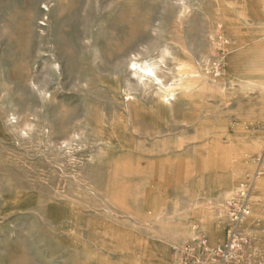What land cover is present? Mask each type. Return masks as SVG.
Returning a JSON list of instances; mask_svg holds the SVG:
<instances>
[{
    "label": "rangeland",
    "instance_id": "1",
    "mask_svg": "<svg viewBox=\"0 0 264 264\" xmlns=\"http://www.w3.org/2000/svg\"><path fill=\"white\" fill-rule=\"evenodd\" d=\"M249 180L264 206V0H0V264H223ZM242 232L225 264H264V211Z\"/></svg>",
    "mask_w": 264,
    "mask_h": 264
},
{
    "label": "bare ground",
    "instance_id": "2",
    "mask_svg": "<svg viewBox=\"0 0 264 264\" xmlns=\"http://www.w3.org/2000/svg\"><path fill=\"white\" fill-rule=\"evenodd\" d=\"M232 6H233L232 4H231L230 7L229 6L228 7L222 6L220 8L219 15H233V16H236L235 12H234V8ZM238 19L240 21V24L241 23H243V24L245 23V20L243 19V16H242V18L238 17ZM246 27L249 28L248 25H246ZM227 30H228V32H230L232 34L235 42H239L241 40V36L242 35H241L240 31H239L240 29L236 28V26L230 25ZM131 69L135 70V74L139 75L140 79L148 78V80L154 79L155 81H157L161 86H163L165 88V90L168 93V95L171 98H173V99L177 98L179 92H180V94L193 93V94L196 95L195 90L197 88H199V86H194L193 85L194 83L201 84V89H205L209 85L208 80H206L205 76L202 75L200 72H197L196 75H198V77L201 76V80L197 79L194 82L174 83V84H171L169 86H164L162 80L157 75V65H156V63L149 64L148 62H145L144 65H139L136 62H132ZM242 86H252V85L243 84ZM199 120H200V116H198V115L191 116L190 118H186L185 119V124L187 126H190L191 128H193V130H194V135H192L191 140H190L193 145L195 143L205 142L207 139H210L212 142H214V145H224L223 141H224V143H227L228 141H230V134H223L222 136H220V132H213V131H211V130H209L207 128L208 126L207 127L206 126H200V125L198 126ZM219 122H220V124H223L222 121H219ZM211 124H209V125H211ZM216 128H218V127H216ZM221 131H223V130H221ZM237 145H240V144H237ZM253 188H254V183H253ZM258 198H259V196L254 197L251 200V202H250V214L241 221V223H240L241 230H242V228L243 229L250 228L253 225L254 220L256 218L258 219L260 214L264 211L263 203Z\"/></svg>",
    "mask_w": 264,
    "mask_h": 264
},
{
    "label": "built area",
    "instance_id": "3",
    "mask_svg": "<svg viewBox=\"0 0 264 264\" xmlns=\"http://www.w3.org/2000/svg\"><path fill=\"white\" fill-rule=\"evenodd\" d=\"M253 190V180H249L241 187L237 198L233 199L229 204L231 212V226L229 231L228 241L223 247L219 249L215 256L221 260L223 264L232 261L236 254L247 244V237L242 232L240 223L250 214V198Z\"/></svg>",
    "mask_w": 264,
    "mask_h": 264
}]
</instances>
